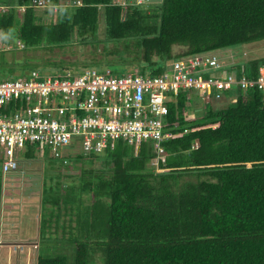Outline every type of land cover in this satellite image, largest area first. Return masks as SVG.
<instances>
[{
  "label": "trees",
  "instance_id": "16d2710c",
  "mask_svg": "<svg viewBox=\"0 0 264 264\" xmlns=\"http://www.w3.org/2000/svg\"><path fill=\"white\" fill-rule=\"evenodd\" d=\"M52 1L59 4L56 12L30 6V0H0L9 5L0 11V42L20 40L25 49L103 42L100 71L122 74L118 67L131 65L158 74L173 56L264 39V0ZM174 44L186 48L173 53ZM15 64L28 73L40 69L28 58L9 61L0 51V71L11 72ZM243 65L254 77L264 55L224 63ZM51 67L52 74L68 68L62 60ZM186 92L169 103L167 120L177 126L162 141L164 162H152L150 141L136 148L123 138L101 152L76 154L100 158L103 166L83 167V189L92 199L75 217L77 233L67 236L73 250L47 253L38 242L35 264H68L70 252L72 264H89L96 256L99 264H264L262 90H232L235 102H209L191 116ZM35 144L25 143L26 156L35 153Z\"/></svg>",
  "mask_w": 264,
  "mask_h": 264
},
{
  "label": "built area",
  "instance_id": "2783aa9c",
  "mask_svg": "<svg viewBox=\"0 0 264 264\" xmlns=\"http://www.w3.org/2000/svg\"><path fill=\"white\" fill-rule=\"evenodd\" d=\"M147 1L133 0L139 4ZM29 5L52 6L53 11L59 7L52 0H30ZM8 8L9 5L0 3V11ZM24 8V4L18 6L21 12ZM17 46L24 45L18 40ZM255 86L262 90L264 101V66L252 77L243 66L241 71L225 67L219 52L213 50L175 57L158 74H117L110 68L100 71L93 67H68L62 74L42 76L34 69L27 76L3 78L1 168L3 172L18 168L15 153L26 142L48 146L54 156L66 161L67 146H79L83 154L98 153L113 147L118 138L136 148L141 141H150L155 152L152 162H164L166 151L162 141L170 139L177 126V122L167 120L169 103L177 104L179 91H188L187 104L189 94L197 90L205 107L212 100L235 102L237 95L232 90Z\"/></svg>",
  "mask_w": 264,
  "mask_h": 264
},
{
  "label": "rangeland",
  "instance_id": "374dc122",
  "mask_svg": "<svg viewBox=\"0 0 264 264\" xmlns=\"http://www.w3.org/2000/svg\"><path fill=\"white\" fill-rule=\"evenodd\" d=\"M157 1L159 0H152V2ZM65 2L66 0H64ZM103 29V21L100 20L99 37L103 36ZM108 47L114 48L113 43L109 42ZM102 48L103 42L95 45V43H81L78 40L67 43L64 46L37 47L33 49H25L24 46L18 47L15 41L7 42V44L0 42V51H4L9 61L28 58L40 68L39 72L42 76L52 74L50 73L52 71L51 65L53 62H61V60L65 62V66L72 69L93 67L99 70L103 64V61L99 59L103 54ZM185 48V45L174 44L172 52H182ZM213 51L219 52L223 63H230L232 57L234 61H243L264 55V39L225 47L220 50L213 49ZM111 56L113 55L110 54L109 57ZM175 57L173 56L172 58ZM66 62L69 64L67 63V65ZM15 66V69L11 72L7 69L1 70L0 78H18L28 75L29 70L23 69L22 64H15ZM243 67L245 68V65ZM118 68V72L145 73L138 66L137 69L131 65L126 67L119 66ZM240 68L237 66L236 70L241 71ZM229 69L231 70V68ZM22 70L24 75L21 74ZM198 94L197 90H192L189 94L190 99H188L186 104V115H198L205 109ZM212 102L214 101L212 100ZM35 148V153L32 156H26L23 149L17 150L15 154L18 159V168L6 172L5 175L2 174L1 169L4 156L3 152L0 151V218L5 215L4 204L5 201H8L9 210H11L10 214L13 216H11L12 221L15 222L21 216L24 220H17L19 225H23V222H25V224L28 223L36 227L38 221L35 220L37 222L34 223L32 218L29 219V217L35 216L36 219H39V228L24 230V232H30L29 234L33 235L21 237L23 241H38V247L41 248V251L47 253L60 252L63 251V248L64 250L66 248L70 249L72 252L73 245L68 243L69 239L67 236H73L77 233L75 217L78 212L86 207L85 202H90L92 199L91 194L83 189V184L87 180L83 167L99 168L103 166V160L95 158L94 161H90L91 158L89 157L77 158L76 154L80 152L79 146L66 147L64 151L66 162L61 157L54 156L48 146L36 143ZM153 163L156 162L153 161ZM12 182H14V185H11ZM9 188L13 193L10 194L8 192ZM11 224L14 227L15 223L12 222ZM57 224L58 227H55ZM62 232L65 235H62ZM81 236L84 235L77 234L74 237L79 238ZM90 237L92 236L89 234ZM16 238L13 236L11 239ZM9 239L8 241H13ZM1 241L2 243L4 242V236L2 235H0ZM10 243H6L7 245L0 248V264H35L36 243L33 244L34 246H26L24 244V248L13 244L15 242ZM71 252L70 254L67 253L68 264H72L73 254ZM99 262L100 259L96 256L94 261L90 260L89 264H99Z\"/></svg>",
  "mask_w": 264,
  "mask_h": 264
},
{
  "label": "crops",
  "instance_id": "0c3cea01",
  "mask_svg": "<svg viewBox=\"0 0 264 264\" xmlns=\"http://www.w3.org/2000/svg\"><path fill=\"white\" fill-rule=\"evenodd\" d=\"M18 41V40H17ZM17 41H16V45H17ZM1 151V150H0ZM2 152V151H1ZM12 171V170H11ZM9 172V171H8ZM5 173L6 172H3L2 171V174L3 175H5ZM2 179H3V176H2ZM10 182H11V180H10ZM11 185H14V182H12L11 183ZM10 194L11 193H13V191H10V188H9V191H8ZM7 192V193H8ZM9 208H10V205L8 204V201H5V204H4V214L5 215H3L2 216V218H0V235H2V236H4V242L2 243V241L0 242V243H2V244H0V248H3L5 245H7L6 243H10V242H15V243H13V244H17V245H19V246H22V248H24V244L26 245V246H29V245H33V244H35L36 243V246H37V243H38V241L37 242H34V241H23V239H21V237H25V236H27V235H33V234H29L28 232H24V230L25 229H33V228H39V219H36L35 218V216L33 217H29V219H31L32 218V221L35 223V222H37L36 223V227L35 226H33V225H29L28 223L27 224H25V222H23V225H19V223H18V221L17 220H20V221H22V220H24L23 218H21V216H20V219H17L15 222L14 221H12V215L10 214L11 213V210H9ZM5 209H7L6 211H5ZM12 216V217H11ZM19 218V217H18ZM28 219V218H27ZM35 220H37V221H35ZM15 223L14 224V227L12 226V224L11 223ZM28 222V221H27ZM33 223V224H34ZM2 229V230H1ZM11 230V231H10ZM32 231V230H31ZM32 232H34V231H32ZM31 232V233H32ZM35 232H36V230H35ZM13 236H15V237H17V238H19V239H11ZM8 238H10L11 240H13V241H8ZM9 239V240H10ZM20 240H22V241H20ZM11 244V243H10ZM34 246V245H33ZM7 248V247H6ZM31 248H33V247H31ZM37 250V249H36Z\"/></svg>",
  "mask_w": 264,
  "mask_h": 264
},
{
  "label": "clouds",
  "instance_id": "9594fccd",
  "mask_svg": "<svg viewBox=\"0 0 264 264\" xmlns=\"http://www.w3.org/2000/svg\"><path fill=\"white\" fill-rule=\"evenodd\" d=\"M117 1H119V2H121L122 0H117ZM125 1V0H124ZM59 8V7H58ZM58 10V9H57ZM54 12H56V11H54Z\"/></svg>",
  "mask_w": 264,
  "mask_h": 264
},
{
  "label": "bare ground",
  "instance_id": "6f19581e",
  "mask_svg": "<svg viewBox=\"0 0 264 264\" xmlns=\"http://www.w3.org/2000/svg\"><path fill=\"white\" fill-rule=\"evenodd\" d=\"M25 147V146H24Z\"/></svg>",
  "mask_w": 264,
  "mask_h": 264
}]
</instances>
